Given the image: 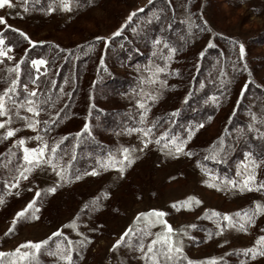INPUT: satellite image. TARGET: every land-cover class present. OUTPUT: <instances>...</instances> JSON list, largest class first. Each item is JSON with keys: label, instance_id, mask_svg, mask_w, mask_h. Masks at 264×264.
<instances>
[{"label": "rangeland", "instance_id": "rangeland-1", "mask_svg": "<svg viewBox=\"0 0 264 264\" xmlns=\"http://www.w3.org/2000/svg\"><path fill=\"white\" fill-rule=\"evenodd\" d=\"M170 2L177 19L187 23L191 19L193 22L195 30H193L191 39L187 40L182 50L177 49L171 59L167 60V70L162 73L155 72L157 65L164 66L156 58L159 51L154 47L153 41L150 43V48H146L148 58L144 61L128 59L122 63L113 60L112 65L115 66V71L122 75L126 90L105 89L101 95L100 104L104 107L122 104L136 105L139 108L138 117L140 119V113L144 111L137 103L140 101L147 109L145 122L161 108L170 110L176 108L182 95L188 89L190 76L186 69L190 62L193 64L198 60L197 58H200L198 53L201 51L205 52L211 47L225 45L224 57H220L221 60L215 57V61L218 63V70L229 77L227 81L229 88L227 92L224 90L219 95L220 108L212 121L208 124L206 121L205 123L200 122L204 123V126L196 129L192 139L187 142L189 146H197L218 133L228 115L239 107L243 111V105L246 103L245 101L242 104L243 98L251 86H253L251 91L256 85L264 87V0H170ZM13 3L16 7L0 9V15H5L9 25L21 29L33 40L51 42L61 47L85 43L88 44L87 49L93 51L97 58H103L106 46L113 38L129 34L133 36L132 29L140 28L142 21H140L138 12L133 20L121 30L120 35L111 36V33L120 27L130 13L139 8L145 9L150 2L149 0H94V3L90 5L87 0H71L72 10L68 12L59 10V0H55L54 3L50 0L49 3H53V7L57 8L52 13L39 10L46 9L45 6L40 7L30 3L27 6L28 11H24L21 6L23 0H13ZM195 11L199 13L203 23L207 21L206 27L211 29V33L201 31L195 26L200 25ZM150 17H152L151 14ZM97 35L107 39L108 43L105 44L102 41L95 46L94 37ZM209 39L213 42L211 46L207 43ZM233 41L236 42V46L233 45ZM239 43L245 46L243 59L239 58ZM89 45L92 47L89 48ZM154 51H157L155 57L153 56ZM235 56L238 57L240 65L232 72L227 70V67L229 60L234 61ZM90 79V67L86 66L82 71L81 80L85 83ZM245 83L247 87L241 92V86ZM28 87L29 90L35 88L33 84ZM150 96L155 99H150ZM80 97L81 93L78 99ZM79 104L80 107L75 112L85 111L87 98L81 97ZM25 114L31 116L30 113ZM80 114L77 113L67 122L76 125L89 124V120L83 121V115L78 116ZM15 126L19 127V123ZM130 128L138 127L119 128L114 135L115 139L122 147L133 150L142 148V134L126 131ZM33 134L32 130L23 129L18 135L24 137ZM25 146L35 147L37 142L26 140ZM161 149L163 145L151 143L142 152L133 151L132 155L135 156V160L125 169L123 176L118 175L117 169L112 167L102 171L96 170L98 174L95 176L91 175L92 171H90L87 172L88 175H81L79 181L73 179L71 182L61 183L54 193L45 191L54 184L56 179L54 173L49 171L47 175L39 172L34 175L30 174L29 181L21 183L20 195L14 194L17 189L9 188L7 191L12 194L4 195L5 203L0 204V251H13L27 240L45 239L58 228L73 240L81 239L71 228L63 226L69 224L78 213H81L85 203L95 197H100L98 210L84 209L80 216L79 231L86 234L92 242L82 249L74 246L73 254H76L73 264H151V261L142 258L139 251L128 246V240L116 248L112 245L130 226L134 229L151 231L153 236L149 239H154L157 231H163L159 226L151 227L148 218H142L139 221L135 219L137 213L153 208L166 211L168 215L165 219L174 228L186 227L189 223L197 224L196 229L189 230L195 238L194 242L187 240L184 242V253L190 259L205 261L207 264V261L212 258H216L215 263H217L229 256L236 264H240L242 260L245 264H264V256L256 255L253 259L250 255L245 256L242 251L252 247L257 237L264 234L259 231L264 228V215L257 216L255 226H249L247 232L226 229L223 236L213 235L211 240H207L204 231L205 229L215 230L216 218H204L205 215L210 214L211 210L230 215L237 211H249L254 207L253 201L264 203V193L257 191L240 193L238 189L224 187L222 183L224 178H219L217 181L216 176H210L202 171L193 157L183 153L166 155L167 149ZM9 151L13 155L3 160L5 162L4 183L11 181L15 174L14 169L23 164V149L18 145L12 147L11 139L0 140V154L9 153ZM14 156L18 158L16 167L11 164V158ZM116 159H120V154L116 156ZM246 164L249 165L247 171L245 170ZM238 171L240 175H237ZM252 171L250 160L246 156L245 159L236 163L235 174L228 179L241 181L248 172ZM254 171L257 180L260 181L264 168L259 167ZM204 181L218 183L223 190L209 187ZM36 187L41 189V195L37 198L35 205L39 209L37 213L39 219L32 220L30 210L29 218L20 220L15 230L5 236L15 212L23 208L34 196V191L28 189ZM105 191L110 193L108 197L103 196ZM188 196H195L202 203L193 204L191 209L179 211L171 208L173 203L183 201ZM205 210L208 212L206 213ZM197 217L200 218L197 219ZM221 223L227 222L221 221ZM93 228L96 231H90ZM138 235V233H133L129 239L135 242ZM224 239H227L229 243L223 244ZM56 240L57 238L53 237L48 245L41 249L53 263L60 259L59 256L49 255L50 251H56ZM147 242L148 239H145V243ZM3 258L0 257V262Z\"/></svg>", "mask_w": 264, "mask_h": 264}, {"label": "trees", "instance_id": "trees-1", "mask_svg": "<svg viewBox=\"0 0 264 264\" xmlns=\"http://www.w3.org/2000/svg\"><path fill=\"white\" fill-rule=\"evenodd\" d=\"M49 2L50 0H40L37 4L32 3L30 0V4L40 7H47ZM137 14L141 18L140 21H142L141 25H139L140 28L134 32L133 36L129 34L113 38L106 46L103 58H97L93 51L87 49L88 44L85 43L79 44L80 47L76 45L56 48V44L47 42L30 48L27 42L23 41V38L17 33L12 32L10 29L4 30L7 35V41L14 46L13 55L16 60L26 55L29 61L30 58L39 57H44L50 61L47 66V74L44 73L43 69L37 73L31 67L30 62L23 63L21 65L18 89L22 93L24 83L32 85L30 78L43 77L42 82L34 85L38 89L37 96L41 100L51 96L54 107L41 113L40 118L48 119L50 116L55 121L51 126V131L47 132L45 139L49 140V142L52 140L58 142V152L64 161L70 159L74 153L75 158L72 159L69 169L71 174L83 175V173L90 172L93 169L102 171L110 168L104 167L105 164H108L109 155L111 154L116 158L120 154L118 150L123 148L114 136L119 128H142L147 123L159 121L160 124L156 129V134L167 129L170 136L179 135L183 137L186 135L189 126H195L200 122L205 123V121L208 124L220 108L219 104L213 103L210 98L216 97L218 100L222 91H228L229 85L227 81L229 77L222 73L221 70H218L219 66L215 61V57H224L226 52L224 45L223 47H211L204 52V56L197 58L198 60L193 64L190 62L188 69H186L187 72L189 71L190 76L188 89L182 95L176 108L171 110L161 108L143 124L138 117L139 108L136 105L122 104L114 107H104L100 104L101 95L105 89L117 88L120 91L126 90V85L122 82V75L115 71V66L112 65L113 60H118L122 63L128 59L146 60L148 58V49L146 48H150V43L158 37L167 42L170 47L182 50L187 40L192 37L188 33V23L176 18L170 0H153L143 9V12H138ZM150 14L152 17L150 22H148ZM195 14L199 20L198 24L204 26L200 15H198L199 13L195 11ZM193 30L195 29H192V33ZM101 42L94 41V44L98 46ZM26 48L28 49L27 54L24 52ZM159 49V55L156 58L165 67L167 61L160 57L161 54L167 57L168 52L163 45H160ZM237 58L235 56L234 61L229 60L227 70L234 72L238 69L240 62H238ZM101 59L103 64L100 62ZM235 61H237V64H235ZM11 64V61L0 63V92L9 86L8 82L12 78V74L7 73L5 69ZM86 66L90 67L91 79L84 83L81 80V74ZM250 89L245 92L243 98L242 104L246 101L245 105H243V111L239 107L228 115L218 133L197 146L186 145V148L189 146L187 150L195 153L192 156L195 163L200 160L198 167L206 169L205 173L211 172V176L218 178L233 177L236 171V163L245 159L246 156L248 157V153H252V159L264 161V137L259 135L256 130H249L247 127L251 121L250 111L256 113L258 118L264 113V87L256 85L252 91ZM80 93L81 97L87 98V109L75 112L80 107L79 99L81 97L78 99ZM19 99L22 100L23 95ZM177 109H179L177 115L170 117L169 114ZM55 112H59L60 115L55 116L53 114ZM77 113H81L78 115L80 117L84 116L83 121H90L87 130L82 131L84 123L76 125L67 122ZM209 117L211 119H208ZM256 127L260 129V132H264V125L259 123V119ZM238 130L243 131L241 133ZM41 132L43 135L45 134L43 130ZM77 132H80V137L76 136ZM222 135L225 136L226 142L230 146L222 161L204 160L203 156L211 154L209 146ZM62 137L67 139L60 142ZM153 143L155 144V142ZM65 153L67 155H64ZM6 157H9L8 152L0 154V195L5 193L3 178L5 162L3 160ZM17 160V156L11 158V164L14 167L17 165ZM260 167L264 168V163ZM259 182H264V173ZM155 247L159 248L160 245L157 244ZM75 254H73V258ZM184 255L187 256L185 253ZM13 259L14 257L12 256H6L1 260L0 264H10ZM160 260L163 264V257H160ZM18 264H25V262L19 261ZM30 264H66V262L59 259L58 262L53 263L41 250L37 253V259L30 262ZM215 264L236 263L231 261L228 256Z\"/></svg>", "mask_w": 264, "mask_h": 264}, {"label": "snow or ice", "instance_id": "snow-or-ice-1", "mask_svg": "<svg viewBox=\"0 0 264 264\" xmlns=\"http://www.w3.org/2000/svg\"><path fill=\"white\" fill-rule=\"evenodd\" d=\"M32 3H39L40 0H31ZM55 0H53V3ZM89 4H93L94 0H88ZM151 2V0H149ZM30 0H23L22 7L24 11H28V4ZM53 3H49L47 8L39 9L42 12L52 13L57 10V8L53 7ZM7 7L8 9H12L16 7L13 3V0H0V9ZM59 10L61 11H68L72 10L71 7V0H59ZM137 12H143V8L136 9V11L130 13L126 18L125 21L117 28L114 32L111 33V36H118L121 33V30L125 28V25L128 24L129 21L133 20V17L136 15ZM7 15V14H6ZM17 15H20L17 13ZM151 17L149 18L150 22ZM205 27H201L200 25H195L196 27L200 28L201 31H208L211 33V29L207 28V21L204 22ZM0 63H6L11 61L12 64L7 66L5 71L9 74H12V78L9 80V86L5 87L2 92H0V140L11 139L12 140V147L19 146L23 149V164L17 166L14 169V175L12 176L11 181H7L4 183L5 193L4 195L12 194L9 193L7 190L9 188L17 189L14 193L15 195H20V187L23 181H29L30 174L34 175L36 172H39L43 175H47L49 171L54 173L56 179L54 184L51 187L45 189L48 193H54L57 190V186L61 183L71 182L73 179L79 181L81 179V175L79 174H71L69 172L72 159L75 158L73 153L72 157L67 161L63 160V157L59 155L58 152V142L52 140L45 139L47 132L51 131V126L55 123L49 116L48 119H41L40 114L46 112L48 109L54 107L51 96H47L45 99L41 100L37 96L38 89L33 88L29 90L28 83L23 84V92L21 93L18 89L19 85V76L21 73V65L26 62H30L31 67L36 70L37 73L41 69H43L44 73L47 74V66L49 65L50 61L44 57L39 58H30V61L26 55L21 56L19 60H16L13 52L14 46L11 42L7 41V35L4 31L5 29H10L12 32L17 33L20 37L23 38V41H26L28 46L35 47L38 44L44 43V41H37L33 40L27 33L22 31L19 28H14L12 25H9L6 20L5 15H0ZM193 22L191 19L188 20V33L192 35L193 29ZM133 32L137 31V28L132 29ZM96 41H103L105 44L108 43L107 39L97 35L94 37ZM208 45H212V40L207 41ZM153 45L157 49L160 45L167 50L168 56L164 57L161 54L162 59L168 60L171 59L173 54L177 51L176 48L170 47L167 42L163 41L161 38H156L153 40ZM233 45L236 46V42L233 41ZM59 48V45L55 46ZM77 47H80L79 45ZM92 46L89 45V48ZM239 50V58L243 59L245 55V46L243 43H239L238 45ZM70 51V50H69ZM157 51L153 52V56L157 55ZM24 52L27 54L28 49H24ZM199 56H204V52L201 51L198 53ZM101 64H103V60L101 59ZM150 70V69H147ZM167 70L165 67L156 66L155 72L162 73ZM178 74V73H176ZM43 81V77H33L30 78V82L33 85L38 84L39 82ZM154 82V81H150ZM223 86V85H222ZM247 87V84H243L241 86V92ZM23 95V99H19V97ZM150 99H155V97L150 96ZM59 99V97H57ZM187 99V97H185ZM213 103L219 104V101L216 97L210 98ZM207 103V101H205ZM140 108L144 109L143 112L140 113L141 123H145V116L147 114V109L144 108V104L140 101H137ZM179 109L175 110L174 112L170 113V117H174L177 115ZM30 113L31 116L25 114ZM55 116H59V112L53 113ZM251 117V121L248 124L249 130H256L259 135L264 137V132H260V129L256 127L257 121L259 119V123L264 125V113L258 118L256 113L249 112ZM208 119H211L209 117ZM19 123V127L15 125ZM160 124L159 121H154L151 123L145 124V127L142 128H130L126 129L129 133L136 132L140 133L143 136L141 143L143 145L142 148L139 149H130L128 147H123L119 149L120 159L117 160L111 154L108 157V164H105L104 167H112L117 169L118 175L123 176L125 174V169L130 166L134 160L135 156L132 155L133 151H140L142 152L144 148L148 147L149 144L155 142L157 145H161L163 143V149H167L166 155H173V154H185L189 157L195 155L190 150H186V145L189 140L192 139L195 130L202 128L204 125L201 123L196 124L194 127L189 126L187 133L185 136L181 137L179 135H171L165 129L159 134H156V129ZM89 128L88 123H84L83 130H87ZM23 129H30L34 133L31 136H24L20 137L18 134ZM44 131V135L41 134V131ZM243 130H238V132L242 133ZM77 137H80V132L76 133ZM66 137H62V142ZM26 140H35L37 142V146L35 147H27L25 146ZM230 146L226 142L225 136H220L217 140L213 141L212 145L209 146L210 155L203 156L204 160L211 159L212 161L220 162L223 159V156L226 155L227 150ZM161 149V150H163ZM9 156L13 155L11 151L8 153ZM64 155H67L65 153ZM248 158L250 160V166L253 169L252 172H248L244 179L241 181H236L233 179L224 178L222 181L224 187H229L231 189H238L240 193H244L245 191H257V192H264V182H259L257 180L255 169L259 168L264 161H257L256 159H252V153H248ZM8 157H6L7 159ZM197 166L200 165V160L196 161ZM249 165H245V170L247 171ZM202 171H207L206 169H201ZM98 173L95 169L92 170L91 175L95 176ZM208 175H212L211 172H207ZM83 175H88L87 172L83 173ZM237 175H240L238 171ZM219 181V178H215ZM204 183L208 184L209 187H212L217 190H223L219 186L218 183H209L208 181H204ZM29 191H34V196L31 200L27 202V204L21 208L20 210L16 211L12 220L11 226L5 232V236L10 235L14 230L17 223L22 219L29 218V211L30 218L32 220H38L39 216L37 213L39 209L36 208V201L37 198L41 195V189L39 187L36 188H29ZM4 195H0V204H4ZM110 195L109 192L105 191L103 193L104 197H108ZM202 201L196 198L195 196H188L183 201H177L171 205L172 209H176L177 211L182 209H191L193 204H201ZM100 204V197H95L93 200L85 203L83 208L81 209V213H78L74 219L67 225H64V228H71L73 231L76 232L77 236L81 237L79 240H73L65 235L64 231L60 228L56 229L55 231L51 232L45 239L39 241L27 240L23 242L21 245L17 246L15 250L10 252H3L0 251V257L12 256L14 259L10 262V264H18L19 261H24L25 264H30V262L35 261L37 259V253H39L43 246L48 245V242L56 237V251L49 252V255L59 256V258L66 262V264H73V251L74 246H78L79 248L86 247L92 241L89 237L84 234L83 232L79 231V221L80 216L83 213L84 209H89L90 211L98 210V206ZM254 207L249 211H237L233 214L224 213L221 214L215 210H211L210 214L205 215V219H212L216 218V227L215 230H208L205 229L206 237L205 239L211 240L213 235L217 237H221L224 235L226 229H234L239 232H247L249 230V226H255L256 224V217L259 215H264V203L259 201H253ZM179 206V207H178ZM207 213L208 210H205ZM168 213L161 209H150L146 212L137 213L135 219L137 221L141 220L142 218H148L151 227L155 228L159 226L163 229V231H157L155 233L154 239H149L153 236L151 231L145 229H134L131 226L127 228L118 239H116L115 243L112 245L113 248H116L118 245H121L122 242L128 240V246L133 248L135 251H139L146 261H151V264H162L160 257H163V264H205V261L190 259L184 255V242L185 240L189 242H194L195 238L190 234L191 229H196V223H189L186 227H176L174 228L172 224L169 223L165 217ZM154 218V219H152ZM200 217H197L199 219ZM221 221H225L227 223H221ZM90 231H96L95 228L90 229ZM259 231L264 232V228L259 229ZM133 233H138V239L133 242L129 239V237ZM145 239H148V242L145 243ZM223 244L229 243L227 239H224ZM159 244L160 247L156 248L155 246ZM24 249V250H22ZM245 256H251V258H255L256 255L264 256V234L259 235L254 242V245L250 248H246L242 250ZM216 258H212L211 260L207 261V264H215ZM240 264H245L242 260Z\"/></svg>", "mask_w": 264, "mask_h": 264}]
</instances>
